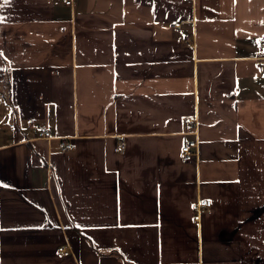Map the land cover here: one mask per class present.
Instances as JSON below:
<instances>
[{"label":"crops","instance_id":"obj_1","mask_svg":"<svg viewBox=\"0 0 264 264\" xmlns=\"http://www.w3.org/2000/svg\"><path fill=\"white\" fill-rule=\"evenodd\" d=\"M72 1L0 0V264H264V0Z\"/></svg>","mask_w":264,"mask_h":264},{"label":"built area","instance_id":"obj_2","mask_svg":"<svg viewBox=\"0 0 264 264\" xmlns=\"http://www.w3.org/2000/svg\"><path fill=\"white\" fill-rule=\"evenodd\" d=\"M64 4L66 6H73L72 0H63ZM261 42L264 44V38L261 40ZM259 72L264 76V62H259L258 64ZM194 120L191 119L190 122H193ZM42 137L50 139L52 138L50 131H44L42 134ZM60 149L62 151H72L74 149V144L69 143L67 140H61L60 143ZM198 148V142L197 141H191L185 144L181 151H180V158L183 164H188V162H191L197 155L196 149ZM126 149V143L120 142V145L117 148V152L122 153ZM212 206V201L208 199H203L198 201L197 203L192 205V209L194 212H197L198 214H203V211L205 209H208ZM68 249H61L58 252V255L61 256H68L69 252Z\"/></svg>","mask_w":264,"mask_h":264},{"label":"trees","instance_id":"obj_3","mask_svg":"<svg viewBox=\"0 0 264 264\" xmlns=\"http://www.w3.org/2000/svg\"><path fill=\"white\" fill-rule=\"evenodd\" d=\"M4 82L5 85V89H6V93L3 95L5 98H8L9 96V78L7 77V75L5 74V72L3 70L0 69V83ZM9 100V99H7Z\"/></svg>","mask_w":264,"mask_h":264},{"label":"snow or ice","instance_id":"obj_4","mask_svg":"<svg viewBox=\"0 0 264 264\" xmlns=\"http://www.w3.org/2000/svg\"><path fill=\"white\" fill-rule=\"evenodd\" d=\"M9 2V0H4V3L5 4H7ZM0 6H2V5H0ZM3 54L2 53H0V56H2Z\"/></svg>","mask_w":264,"mask_h":264},{"label":"rangeland","instance_id":"obj_5","mask_svg":"<svg viewBox=\"0 0 264 264\" xmlns=\"http://www.w3.org/2000/svg\"><path fill=\"white\" fill-rule=\"evenodd\" d=\"M65 249H68V248H65ZM68 252H69V255H70V254H71V253H70L71 251H70L69 249H68ZM68 252H67V253H68Z\"/></svg>","mask_w":264,"mask_h":264}]
</instances>
